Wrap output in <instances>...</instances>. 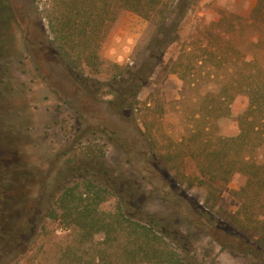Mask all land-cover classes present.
<instances>
[{
  "label": "rangeland",
  "instance_id": "rangeland-1",
  "mask_svg": "<svg viewBox=\"0 0 264 264\" xmlns=\"http://www.w3.org/2000/svg\"><path fill=\"white\" fill-rule=\"evenodd\" d=\"M45 1L11 0L13 18L1 36L8 55L0 62V264H94L92 245L78 248V231L50 214L63 187L84 175L108 182L129 211L155 223L174 241L184 264H264V252H242L245 244H258L256 236L230 226L245 175L236 172L227 183L217 182L209 211L204 208L207 187L189 186L169 168L195 172L197 158L186 154V144L191 129L209 113L202 97L207 89L218 91L217 83L205 78L193 89L169 71L180 45L170 47L153 67L146 47L154 27L129 10L121 13L104 44L103 72L74 71L49 43L40 14ZM257 1L197 0L181 42L194 37L197 24L222 12L248 16ZM144 69L151 77L138 95L137 109L120 107L115 77L124 71L122 79L129 82L130 74ZM176 149L184 157H170L169 164L159 157L158 167L152 162L151 153L174 150L175 155ZM164 165L170 173L162 171ZM117 202L113 193L101 209L114 211ZM70 248L80 262H71L72 253H65Z\"/></svg>",
  "mask_w": 264,
  "mask_h": 264
},
{
  "label": "trees",
  "instance_id": "trees-1",
  "mask_svg": "<svg viewBox=\"0 0 264 264\" xmlns=\"http://www.w3.org/2000/svg\"><path fill=\"white\" fill-rule=\"evenodd\" d=\"M196 1L46 0L40 14L51 47L74 71L103 72V44L121 12L129 10L154 27L146 47L153 67L165 59L170 47L180 45L169 71L193 89L205 78L207 83H217L218 91L207 89L202 97L209 113L191 129L193 137L186 144V154L197 158L195 172L187 174L175 165L169 168L181 182L207 187L204 208L209 211L216 183H227L236 172L243 173L246 181L236 192L239 208L229 218L230 226L242 235L256 236L258 244H245L242 252L252 253L251 248L264 252V0H258L248 16L222 12L218 19L197 24L194 37L181 42L184 23ZM12 18L11 0H0V62L8 55L1 36ZM123 74L120 71L115 77L118 87L113 90L120 92L115 101L122 108L137 109L138 95L151 70L130 74L129 82L122 79ZM182 144L183 140L175 143ZM181 150L176 149L175 155L174 150L153 152L150 157L158 167L162 161L169 164L170 157H184ZM180 164L186 162L180 160ZM169 168L164 165L162 171L170 173ZM112 188L99 177L84 175L63 187L50 214L78 231V248L92 245L95 254L90 262L94 264H184L174 241L155 223L129 211L128 203ZM113 193L118 196L115 210H102L101 204ZM205 214L214 219L212 213L205 210ZM97 236L102 240L96 242ZM65 253H72V263L80 259L72 248Z\"/></svg>",
  "mask_w": 264,
  "mask_h": 264
},
{
  "label": "crops",
  "instance_id": "crops-1",
  "mask_svg": "<svg viewBox=\"0 0 264 264\" xmlns=\"http://www.w3.org/2000/svg\"><path fill=\"white\" fill-rule=\"evenodd\" d=\"M124 11H125V10H124ZM122 12H123V11H122ZM122 12H121V13H122ZM120 15H121V14H120ZM119 17H120V16H119ZM118 19H119V18H118ZM117 21H118V20H117ZM117 21H116V22H117ZM114 25H115V24H114ZM113 27H114V26H113ZM113 27H112V29H113ZM112 29H111V30H112ZM110 33H111V31H110ZM110 33H109V35H110ZM109 35H108V37H109ZM108 37L106 38L105 42L107 41ZM105 42H104V44H105ZM104 44H103V47H104ZM103 47H102V56L104 57V55H103ZM104 58H105V57H104ZM105 60H106V59H105Z\"/></svg>",
  "mask_w": 264,
  "mask_h": 264
}]
</instances>
